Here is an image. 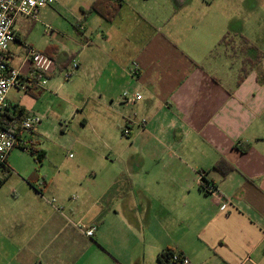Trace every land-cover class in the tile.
Wrapping results in <instances>:
<instances>
[{
	"label": "crops",
	"instance_id": "obj_1",
	"mask_svg": "<svg viewBox=\"0 0 264 264\" xmlns=\"http://www.w3.org/2000/svg\"><path fill=\"white\" fill-rule=\"evenodd\" d=\"M92 1L54 0L14 22L4 59L19 84L3 118L17 125L15 105L39 116L31 136L45 153L48 123L76 127L70 147L91 153L77 160L83 171L58 177L60 159L49 180L0 204V264H162L167 251L189 264H264V0H121L111 21H81ZM38 23L51 31L37 37ZM240 35L262 53L243 77V56L220 43ZM28 46L55 62L44 85L29 76ZM124 90L141 98L125 102ZM220 158L233 166L224 175Z\"/></svg>",
	"mask_w": 264,
	"mask_h": 264
},
{
	"label": "built area",
	"instance_id": "obj_2",
	"mask_svg": "<svg viewBox=\"0 0 264 264\" xmlns=\"http://www.w3.org/2000/svg\"><path fill=\"white\" fill-rule=\"evenodd\" d=\"M54 0H0V115L7 107L6 97L10 89L18 86L19 69L10 66L4 59L5 51L9 44L15 40V32L13 29L14 22L17 17L23 16L33 18L39 8L53 4ZM51 27L46 25V32H50ZM26 58L31 63L30 78L36 83L44 85L48 77L54 71L55 62L51 56L33 46L26 48ZM77 67V62L72 59L69 67L64 70V78L68 79L72 71ZM122 98L125 102L133 103L141 98L139 92L133 94L127 90L122 92ZM39 116L30 115L21 119L17 123V129L7 128L0 124V168L7 160V155L14 147L27 150L30 147H35L36 141L31 136L32 131L40 123ZM144 123L145 119H141ZM122 135L129 134V126L126 124L122 130ZM205 191H213L211 185H206ZM49 202L57 209L61 210L62 206L57 205L56 199L52 197ZM86 236H92L95 230V225H80ZM172 264H189L186 256L178 252H172L170 255Z\"/></svg>",
	"mask_w": 264,
	"mask_h": 264
},
{
	"label": "rangeland",
	"instance_id": "obj_3",
	"mask_svg": "<svg viewBox=\"0 0 264 264\" xmlns=\"http://www.w3.org/2000/svg\"><path fill=\"white\" fill-rule=\"evenodd\" d=\"M67 17L60 19L61 27L66 28L69 31H74L72 25L68 26L66 22ZM48 24L53 26L50 21ZM72 22V21H71ZM73 22L72 24H74ZM39 24V23H38ZM40 29L37 30L36 36L41 37L43 35L46 25L39 24ZM49 25V26H50ZM66 29H63L66 31ZM64 52H60V56H63ZM131 67L136 68V64L133 63ZM68 123V120H67ZM46 132L44 136H40L39 140L42 144V148L46 151L45 157L38 161L33 153L29 150H23L19 147H14L8 157V166L10 174L0 186V204H8L14 202L12 200L20 199L25 196L27 192V186L30 183L39 186L45 176L46 180H49L50 175L59 165V160L63 159L60 165V172L58 177L69 175L70 173H77L83 171L87 166L77 164V160L81 157V154H90V150L74 144L73 148L70 147V143L78 134L76 127L65 128L63 131L60 125L47 124ZM91 135V129L88 126L81 132V136L89 137ZM35 138V137H34ZM93 150L106 151L104 147L98 142H92ZM64 147V148H63ZM94 163V161H92ZM95 164V163H94ZM39 174V177L33 180L34 176Z\"/></svg>",
	"mask_w": 264,
	"mask_h": 264
},
{
	"label": "trees",
	"instance_id": "obj_4",
	"mask_svg": "<svg viewBox=\"0 0 264 264\" xmlns=\"http://www.w3.org/2000/svg\"><path fill=\"white\" fill-rule=\"evenodd\" d=\"M121 0H93L90 6L87 9H81L83 13V18H81V21L85 18V16L89 12H95L101 17H103L107 21H111L118 13L119 8L121 6ZM79 25L80 21L75 22L73 24V27L77 33H79ZM220 43H225L226 45H230L232 50L234 52H238V54L242 55V65H241V77L246 75V73L260 60L262 57V53L260 50H258L255 45H253L245 36L240 35L238 38V44L234 46V39L230 36H225L221 39ZM219 43V44H220ZM250 50H254V56L250 57L248 56V52ZM6 110V108H5ZM5 113V112H4ZM3 112L0 115V124L4 125L7 128L11 129H17V125L14 121H10L12 118H3V116H9L4 114ZM13 113L16 114L15 117L20 121L21 119L25 118L26 115L24 113V109L22 106L15 105L13 107ZM29 150L31 153H33L38 161H41L45 157V152L43 150H38L34 146L30 147ZM214 169L220 172L221 174H226L230 170L233 169V166L226 161L224 158H220L218 161H216L213 165ZM10 174V169L8 166L7 160L4 164H2L0 168V186L3 184V182L6 180V178ZM208 185V184H207ZM206 184L201 182V187L204 190ZM205 191V190H204ZM208 192V191H205ZM172 252L167 251V253H163L161 255V262L162 264H172L170 261V255Z\"/></svg>",
	"mask_w": 264,
	"mask_h": 264
}]
</instances>
